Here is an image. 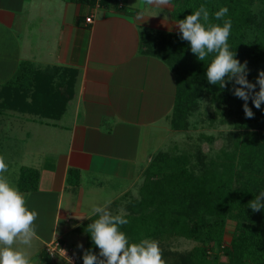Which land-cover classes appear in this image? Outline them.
I'll list each match as a JSON object with an SVG mask.
<instances>
[{
	"label": "crops",
	"instance_id": "obj_1",
	"mask_svg": "<svg viewBox=\"0 0 264 264\" xmlns=\"http://www.w3.org/2000/svg\"><path fill=\"white\" fill-rule=\"evenodd\" d=\"M177 22L172 0L166 7L146 0H0V89L24 79V64L30 72H57V81L66 70L75 75L73 98L59 118L0 108V138L8 139L0 146L13 161L3 175L18 188L23 167L38 172L36 189L21 191L38 214L34 264L63 262L45 251L54 239L85 242L86 249L81 227L95 216L93 207L127 213L139 198L177 94L174 71L141 42L179 34Z\"/></svg>",
	"mask_w": 264,
	"mask_h": 264
},
{
	"label": "trees",
	"instance_id": "obj_2",
	"mask_svg": "<svg viewBox=\"0 0 264 264\" xmlns=\"http://www.w3.org/2000/svg\"><path fill=\"white\" fill-rule=\"evenodd\" d=\"M201 6L209 12L210 23L222 26L225 20L231 21L228 43L236 59L247 61V79L255 83L258 72L264 71V0H172V16L182 20ZM224 7L227 15L216 19L215 14ZM154 43L152 36H144V52L162 59L177 77L173 129H185L186 117L197 98L207 92L214 101L234 107L246 132L236 137L232 150L222 149L214 159L208 163L201 160L197 166L183 154H156L145 172L139 198L127 206L128 223L121 226V231L134 243L155 239L160 245L167 237L197 243L189 252L176 254L175 264H264V209L253 212L248 208L249 201L264 191V104L256 109L249 100L248 106L255 115L246 118L244 101L232 94L233 84L222 89L208 83L205 73L212 55L198 60L180 34L163 38L159 47H154ZM23 67L26 65H22L24 79L9 81L0 89V108L59 118L73 98L75 75L69 77L66 70L63 80L58 73L57 81L55 71L30 72ZM37 183L38 172L23 167L18 189L32 191ZM96 218L93 216L81 227L87 236L85 250L91 249L94 254L99 250L93 245L87 226ZM230 223L231 234L226 243ZM169 255L163 250V259ZM221 257L226 261L221 262Z\"/></svg>",
	"mask_w": 264,
	"mask_h": 264
},
{
	"label": "clouds",
	"instance_id": "obj_3",
	"mask_svg": "<svg viewBox=\"0 0 264 264\" xmlns=\"http://www.w3.org/2000/svg\"><path fill=\"white\" fill-rule=\"evenodd\" d=\"M148 5L166 7L171 0H146ZM228 9L221 8L216 19L226 16ZM180 38L187 41L190 51L198 60L204 61L212 55L206 69V79L210 85L225 88L233 84L232 94L244 101L242 109L248 119L254 118V113L248 106L251 100L253 107L261 109L264 104V71H259L255 83L247 77L249 70L247 61L241 63L235 58L228 43L231 33V21L225 20L223 25L209 22V12L201 6L194 13L178 20L176 24ZM258 86V91L256 90ZM8 171L5 158L0 156V264H34L30 254L33 240L37 238L35 220L37 212L26 207V195L12 185L3 175ZM253 212L264 209V191L249 201ZM92 215L97 218L87 226V232L93 245L99 250L94 254L91 249L83 250V264H166L159 241L142 239L130 242L128 236L121 231V226L128 223L123 209L119 214H113L106 206H95ZM83 249L82 244L77 245ZM68 264L72 260L66 257L65 250H60Z\"/></svg>",
	"mask_w": 264,
	"mask_h": 264
},
{
	"label": "rangeland",
	"instance_id": "obj_4",
	"mask_svg": "<svg viewBox=\"0 0 264 264\" xmlns=\"http://www.w3.org/2000/svg\"><path fill=\"white\" fill-rule=\"evenodd\" d=\"M161 41H155L153 46L159 47ZM239 117L240 115H236L234 107L231 104L214 101L209 93L204 92L197 98L195 106L192 107L186 117L185 129L175 130L168 126L162 139L160 151L171 156L186 155L195 166L199 164V161L201 163V160L208 163L222 149L232 150V144L236 137L242 136V133L246 132L240 126ZM2 137L0 138L1 143L8 141L5 136ZM0 156L5 158L6 164L11 162L10 158L12 155H9L8 149L5 146H0ZM136 195L137 193H134V196ZM231 227V223L228 224L227 230ZM227 239L229 240V236L225 239L226 243H228ZM65 245L71 248L78 256L76 264H83L81 257L83 250H85V242L82 244L83 249L78 248V244L74 243L73 245L69 241ZM196 245L197 243L182 237H167L163 239V242L159 246L162 250L171 253V255L164 258L166 264H173L177 257L176 254L189 252ZM222 258V260L226 259ZM60 264L68 263L61 262Z\"/></svg>",
	"mask_w": 264,
	"mask_h": 264
},
{
	"label": "built area",
	"instance_id": "obj_5",
	"mask_svg": "<svg viewBox=\"0 0 264 264\" xmlns=\"http://www.w3.org/2000/svg\"><path fill=\"white\" fill-rule=\"evenodd\" d=\"M92 19L93 16L90 15L85 19V22L92 23ZM60 250H65L66 257L72 260V264H76L78 256L72 251L71 248L66 247V245L60 239H54L45 247V251L52 262H56L58 259L62 260L63 262H67Z\"/></svg>",
	"mask_w": 264,
	"mask_h": 264
}]
</instances>
